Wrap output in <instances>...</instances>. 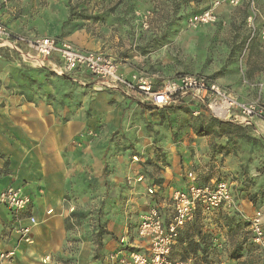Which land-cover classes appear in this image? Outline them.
Here are the masks:
<instances>
[{"label": "crops", "instance_id": "1", "mask_svg": "<svg viewBox=\"0 0 264 264\" xmlns=\"http://www.w3.org/2000/svg\"><path fill=\"white\" fill-rule=\"evenodd\" d=\"M127 1L79 0L70 18L71 7L62 0L59 5L61 23L57 17H52L54 28H38L37 31L44 35L37 36L60 37L79 49L103 52L113 57L120 65V72L130 78L141 72L139 69L148 55H142L137 43L127 34L139 30L133 13L138 10L130 8ZM222 1L226 4V0ZM223 5L218 9V18L226 15L227 8ZM3 20L0 15V23L17 34L36 35ZM0 54L3 55L0 59V192L9 186L21 188L32 198L30 208L21 216L22 223H27L29 216L37 219L33 229L34 245H25L17 233V217L0 206V255L15 252L5 264H44L46 257H50L51 264H63L73 248L69 240L76 238L68 229L69 218L87 202L96 207L100 196L106 197L112 191L120 192L121 202H124V193L128 196L124 176L129 174L130 162L127 156H115L117 145L121 142L126 146L135 140L131 127L143 129L150 124L157 130L159 112L120 92H97L91 77L92 81L86 80V76L76 80L61 76L56 72L60 64L55 61L54 64L48 62V67L53 65L56 75L40 72L34 76V73L21 74L17 70V60L22 61L17 54L8 49H0ZM40 68L46 70L45 65ZM219 84L244 101L253 100L256 94L264 97L262 79L251 82L246 77L240 83L237 79H229ZM193 173L199 184H210L201 183L197 173ZM187 175L186 184L180 185L179 172L176 169L167 171L162 188L154 189L153 196L148 193L144 203L141 198L144 209L140 211L139 223L155 206L169 223L174 217L173 189H186L190 184ZM93 193L99 198H94ZM237 201L240 214L249 216L251 208L244 201ZM199 212L182 233L196 224ZM205 216L202 217L207 220ZM125 227L124 221L120 227L109 222L103 262L98 263L93 258V247L83 242L76 250L75 264H119V260L132 251L146 253L147 243L139 236L130 245H124L125 240L121 244L116 242L127 233ZM177 246L178 243L174 251Z\"/></svg>", "mask_w": 264, "mask_h": 264}, {"label": "rangeland", "instance_id": "2", "mask_svg": "<svg viewBox=\"0 0 264 264\" xmlns=\"http://www.w3.org/2000/svg\"><path fill=\"white\" fill-rule=\"evenodd\" d=\"M61 1L0 0V15L8 24L44 35L37 29L54 28L52 17H57L61 23ZM63 1L74 13L79 0ZM257 1L261 14H264V0ZM209 2L211 4L213 0L127 1L130 8H137L138 11L133 13L135 22L139 24V30H131L127 34L132 42L137 43L139 52L148 55L139 70L155 76L157 85L185 73L207 75L221 84L229 79H237L240 83L246 77L251 82L264 80V41L257 40L258 43L254 41L247 46L249 7L246 3L236 7L222 3L227 8L226 15L222 14L216 24L199 32L187 28L188 13L201 10ZM14 14L15 18L12 17ZM146 15L149 28L142 30ZM17 61V70L21 74L27 72L36 76L40 72H51L56 75L54 66L48 67V62L53 61L44 62L46 70L34 61ZM86 80L92 81L89 77ZM89 86L93 88V84ZM94 87L97 92H103L96 84ZM257 98L256 94L253 100ZM260 98L264 103V97ZM181 107L180 103H176L170 109L157 110V130L150 124L143 129L131 127L136 141L131 140L126 146H122L121 142L117 145L115 156H127L130 162L129 174L124 176L128 196L124 193V202H121L120 192L112 191L106 197L100 196L101 201L96 207L87 202L86 206L71 215L68 229L76 238L69 240L73 248L63 264L77 262L75 253L83 242L93 247V258L98 263L103 262L106 257L103 254L104 239L109 236L107 228L111 221L118 227L124 221L126 226L127 233L117 238V243L125 240L124 245H130L137 241L140 211L144 209L141 198L144 203V198L148 200L149 189L162 188L164 175L171 169L179 172L180 185L186 184L189 171L196 172L203 184L216 183L221 179L228 181L233 185L236 199L251 208L249 216H227L226 212H217L205 216L207 220L199 212L196 224L181 236L173 257L189 264H264V238L256 243L251 230V220L256 213L261 212L264 216V137L257 134L255 126L247 124L242 125L245 127L241 131L242 136L229 140L220 136L218 130L198 137V132L209 120L199 119L201 114L194 117ZM93 194L94 198H99L96 193ZM198 232L200 237L196 236ZM238 247L241 248V258L231 259ZM128 249L132 250L130 246Z\"/></svg>", "mask_w": 264, "mask_h": 264}, {"label": "built area", "instance_id": "3", "mask_svg": "<svg viewBox=\"0 0 264 264\" xmlns=\"http://www.w3.org/2000/svg\"><path fill=\"white\" fill-rule=\"evenodd\" d=\"M233 7L246 3L249 7L247 27L249 30V47L254 41H264V14L258 8L257 0H226ZM222 0L213 2L186 19L189 30L196 31L201 27L211 26L218 22V8ZM142 27L149 28L146 15ZM0 49H8L23 62L55 61L60 64L57 74L76 80L77 77H91L103 91L120 92L127 98L134 99L141 105L152 109H165L185 101L193 104L192 115L198 117L204 112L210 118L235 125H253L258 135L264 137V103L261 98L244 101L232 91L221 86L215 79L203 74H181L157 85L155 76L141 71L130 78L120 72L119 63L111 56L97 51L82 50L71 42L60 37L17 34L0 23ZM0 54V59L2 58ZM256 123H259L257 126ZM190 184L186 189L174 190L171 195L174 217L169 223L155 206L149 209L140 219L138 236L147 243V252L132 251L121 258L119 264H189L173 257L174 248L187 225L193 223L199 211L204 215L217 212L239 213L238 201L234 195L233 185L219 180L209 185H201L193 172L188 173ZM149 195H155L149 189ZM32 204V198L21 188L9 186L0 192V206L6 207L19 223L17 233L25 245H34L33 229L37 224L34 216L22 223V215ZM264 216L257 212L251 220V230L256 243L264 238ZM15 256V252L2 253L0 264H5ZM44 264H51L50 257Z\"/></svg>", "mask_w": 264, "mask_h": 264}, {"label": "trees", "instance_id": "4", "mask_svg": "<svg viewBox=\"0 0 264 264\" xmlns=\"http://www.w3.org/2000/svg\"><path fill=\"white\" fill-rule=\"evenodd\" d=\"M196 12H198V11H193V12L188 13L187 17L191 13H196ZM73 16H74V13H73V11L71 9L70 18H72ZM180 104L182 106L181 108H184V110H186V111L187 110L190 111V113H192V110L195 107V105H193V104H187L185 101H182ZM148 108L152 109L151 107H148ZM170 108H172V106L171 107H168V108H165V109H170ZM165 109H157V110H165ZM199 119H201V120L207 119V120H209V122L207 123V125L204 127L203 130H201V131L198 132V137L208 136L212 132H214V130H218L220 136L226 137L229 140V139H231V138H233L235 136H240L241 135V131H243L244 130L243 128H245L242 125H235V124H233L231 122H221L219 120L210 118L204 112L201 113V115L199 116ZM220 213H224V212H220ZM226 214H228L227 216H231L230 214H232V216H236L239 213H226ZM183 233L181 234V236L183 235ZM181 236H180V238L178 240V243H179V241L181 239ZM196 236L197 237H200L201 236L200 235V232L196 233ZM192 238L193 237H191V239ZM240 252H241V248L238 247L234 251V253L231 255V259L239 260L241 258ZM242 264H246V262H243Z\"/></svg>", "mask_w": 264, "mask_h": 264}]
</instances>
